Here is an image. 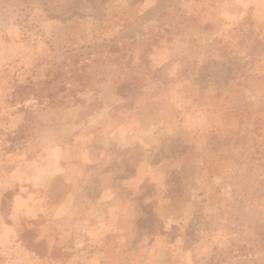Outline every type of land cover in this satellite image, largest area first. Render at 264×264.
<instances>
[{"label":"rangeland","instance_id":"374dc122","mask_svg":"<svg viewBox=\"0 0 264 264\" xmlns=\"http://www.w3.org/2000/svg\"><path fill=\"white\" fill-rule=\"evenodd\" d=\"M0 264H264V0H0Z\"/></svg>","mask_w":264,"mask_h":264},{"label":"trees","instance_id":"16d2710c","mask_svg":"<svg viewBox=\"0 0 264 264\" xmlns=\"http://www.w3.org/2000/svg\"><path fill=\"white\" fill-rule=\"evenodd\" d=\"M4 204H5V203H4V199H3L2 202H1V205H0V210H1L2 213H3V210H4V209H3Z\"/></svg>","mask_w":264,"mask_h":264}]
</instances>
